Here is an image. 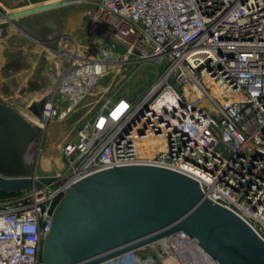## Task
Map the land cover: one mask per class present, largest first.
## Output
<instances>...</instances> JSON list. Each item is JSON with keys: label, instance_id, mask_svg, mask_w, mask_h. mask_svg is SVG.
<instances>
[{"label": "built area", "instance_id": "2783aa9c", "mask_svg": "<svg viewBox=\"0 0 264 264\" xmlns=\"http://www.w3.org/2000/svg\"><path fill=\"white\" fill-rule=\"evenodd\" d=\"M74 2L87 6L112 57H89L78 47L64 54L68 62L54 75L38 121L67 117L102 78L133 62L157 72L141 96L103 101L76 141L64 144L65 171L54 177L71 185L115 167L179 172L264 241V0ZM66 190L35 187L0 199V264H43V240ZM101 264L216 262L177 232Z\"/></svg>", "mask_w": 264, "mask_h": 264}, {"label": "water", "instance_id": "95a60500", "mask_svg": "<svg viewBox=\"0 0 264 264\" xmlns=\"http://www.w3.org/2000/svg\"><path fill=\"white\" fill-rule=\"evenodd\" d=\"M65 2L62 5H67ZM61 4L23 12L11 21ZM48 95L28 111L42 119ZM42 128L0 98V191L65 185L42 244L43 264H101L177 232L195 238L216 264H264V241L240 217L207 199L199 182L154 166L115 167L76 184L36 176L32 155Z\"/></svg>", "mask_w": 264, "mask_h": 264}, {"label": "rangeland", "instance_id": "374dc122", "mask_svg": "<svg viewBox=\"0 0 264 264\" xmlns=\"http://www.w3.org/2000/svg\"><path fill=\"white\" fill-rule=\"evenodd\" d=\"M67 2V5H62ZM0 8L8 15L20 14L38 8L59 5L62 6L35 13L32 16L19 19L17 24L33 33L26 36L6 20L3 25L17 32L20 38L8 40V45L0 40V82H11L18 85L22 80L14 78L19 74L20 63L37 61V69L27 85L40 81V91L37 97L48 95L55 88V78L66 65V53H72L77 47L85 51L89 57H112L105 44L96 37L93 24L86 18L87 6L75 3L74 0H0ZM29 45L27 47L26 45ZM27 47L24 49L23 45ZM23 51L27 54H23ZM116 58V57H113ZM25 64V63H24ZM23 65V63H22ZM157 69L149 62H133L121 69L120 73H110L102 78L97 86L78 104L67 117L57 118L41 123L28 112L32 104L19 101L13 97H3L4 102L19 111L31 123L42 126V132L35 146L30 151L32 155V171L36 176H57L65 171L62 148L64 144L76 141L82 126L98 111L106 98L113 96L139 97L151 84ZM34 87V86H33ZM110 87L111 90H105ZM64 104L63 107H67Z\"/></svg>", "mask_w": 264, "mask_h": 264}, {"label": "crops", "instance_id": "0c3cea01", "mask_svg": "<svg viewBox=\"0 0 264 264\" xmlns=\"http://www.w3.org/2000/svg\"><path fill=\"white\" fill-rule=\"evenodd\" d=\"M1 5V4H0ZM2 10V9H1ZM5 12V11H3ZM5 14L7 16L12 17V15H8L6 12ZM17 15V14H15ZM34 14L25 16V17H29L32 16ZM24 17L21 18H13L10 22H11V27L16 28L17 30H19L21 33L25 34L26 36L29 37H33V33L29 32L27 29H25V27L17 24V22L15 21H19V19H22ZM7 18H5L4 16H2L1 12H0V40H3L5 42V46L8 45V40L12 39V38H20L19 36H17V32L16 31H12L10 29H8L7 27L3 26L6 24V20ZM27 47H29L28 43L26 45ZM25 44L23 45L24 49L26 50ZM23 54H27L26 52L23 51ZM23 63V65H22ZM20 63L21 67H18V71L19 74L15 75L14 78L22 80L20 83L18 82V85H13L11 84V82L5 81V82H0V98L2 100V102H12L15 101L14 99H18L19 101H28L33 103L34 101H36L37 99L42 98L41 97H37L39 94H41L40 91V81H36L35 84L31 85L30 89L27 91V85L24 83L29 82L30 79L33 78V73L36 71L37 69V61H34L33 59L30 61H26V62H22ZM25 63V64H24ZM34 86V87H33ZM49 95V94H48ZM13 97L14 99L12 100H5L3 97ZM45 96V95H44Z\"/></svg>", "mask_w": 264, "mask_h": 264}, {"label": "trees", "instance_id": "16d2710c", "mask_svg": "<svg viewBox=\"0 0 264 264\" xmlns=\"http://www.w3.org/2000/svg\"><path fill=\"white\" fill-rule=\"evenodd\" d=\"M16 195V192H4L0 191V199L1 198H7Z\"/></svg>", "mask_w": 264, "mask_h": 264}, {"label": "bare ground", "instance_id": "6f19581e", "mask_svg": "<svg viewBox=\"0 0 264 264\" xmlns=\"http://www.w3.org/2000/svg\"><path fill=\"white\" fill-rule=\"evenodd\" d=\"M213 94H215V95H218L219 94V92H218V90H216V89H213ZM39 99H37L36 101H38ZM29 112V111H28ZM30 113V112H29ZM30 115L33 117V118H35L34 116H33V114H31L30 113ZM36 119V118H35ZM38 126H40V125H38ZM41 128H42V126H40ZM33 159V158H32Z\"/></svg>", "mask_w": 264, "mask_h": 264}]
</instances>
